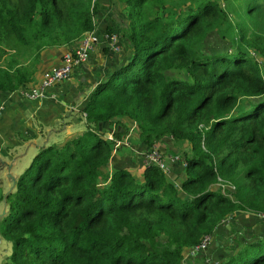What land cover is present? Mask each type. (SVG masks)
Returning a JSON list of instances; mask_svg holds the SVG:
<instances>
[{
    "label": "trees",
    "instance_id": "1",
    "mask_svg": "<svg viewBox=\"0 0 264 264\" xmlns=\"http://www.w3.org/2000/svg\"><path fill=\"white\" fill-rule=\"evenodd\" d=\"M119 1L125 49L83 108L85 130L41 147L5 195V264H184L185 249L226 219L264 213V77L256 58L264 60V0ZM97 6L0 0V92L31 80L43 48L72 52L94 29ZM225 23L234 49L205 51L202 42ZM124 119L137 143L186 142L179 186L155 164L139 179L108 169L122 145L101 135L99 123L120 124L118 138L129 130ZM228 231L218 264H264V233Z\"/></svg>",
    "mask_w": 264,
    "mask_h": 264
},
{
    "label": "crops",
    "instance_id": "2",
    "mask_svg": "<svg viewBox=\"0 0 264 264\" xmlns=\"http://www.w3.org/2000/svg\"><path fill=\"white\" fill-rule=\"evenodd\" d=\"M114 14L121 16L122 22L125 21L126 11L119 0H98L92 30L97 35L98 42L89 51L87 61L74 67L66 80L48 87L44 97L30 99L22 92L37 86L46 70L62 64V56L68 51L65 45L43 48L31 80L25 86L13 91L0 92V153L2 155H9V148L20 143L31 146L32 154L35 155L41 147L51 144L60 145L85 130L83 108L95 86L104 81L110 71L118 66L125 49L121 39L120 52H112L107 46V31L118 29L117 24L114 25L112 17ZM123 121L129 125V130L121 137L117 136L118 138L114 135L122 132L123 127L120 124L99 123L98 130L101 135L107 139L114 138L116 146L122 145L112 152L108 169L126 168L135 177L141 178L145 168L144 155L151 147L137 143L134 124L126 119ZM173 143L170 137H165L155 145L163 153L167 164L166 177L179 186L185 178L184 158L183 154H178L174 148L180 147L182 153L183 150H188V147L186 142L175 145ZM3 164H6V170L11 171L15 160ZM13 179L10 191L13 190ZM254 217L251 213H243L234 219H226L217 226L212 244L205 250L191 254L189 248L185 249L184 264H218L227 256L223 247L228 243L226 238L231 228L240 233L245 232L246 236L263 234L264 224L258 223L259 217L258 219Z\"/></svg>",
    "mask_w": 264,
    "mask_h": 264
},
{
    "label": "built area",
    "instance_id": "3",
    "mask_svg": "<svg viewBox=\"0 0 264 264\" xmlns=\"http://www.w3.org/2000/svg\"><path fill=\"white\" fill-rule=\"evenodd\" d=\"M107 39V46L109 50L117 53L120 52L121 43L118 33L115 31L107 33ZM97 42L98 37L93 31H86L85 33H83L77 47H75L72 52L67 51L63 54L62 64L60 66L46 70L43 73V77L41 81L37 84V86L23 90L22 94L30 99L44 97L48 87L66 80L70 76L74 67L87 61L89 51L93 49ZM144 160L145 165L155 164L164 173L168 172L167 164L164 161L161 151L156 147V145H153V147L148 151L147 156L144 158ZM183 165L185 166L184 161ZM220 185L223 190L225 187L228 190L234 189V187L228 183H221ZM257 217L264 219V213H257ZM212 240V234L205 235L197 244L189 248L190 253L195 254L199 251L205 250L211 244Z\"/></svg>",
    "mask_w": 264,
    "mask_h": 264
},
{
    "label": "rangeland",
    "instance_id": "4",
    "mask_svg": "<svg viewBox=\"0 0 264 264\" xmlns=\"http://www.w3.org/2000/svg\"><path fill=\"white\" fill-rule=\"evenodd\" d=\"M197 1L199 0H196V2ZM217 1H219V3H224V0ZM230 16L231 22H233L234 24H238V20L232 14H230ZM112 17L114 25L117 24L118 27V29L116 28L114 30H116L115 32L120 35V25L122 28L125 21L122 22L123 18L121 19V16L119 15L116 16L114 14ZM200 46L207 52L223 51L224 49L233 50L235 44L233 42V36L228 30V23H225V25H223L220 29L211 31V33L207 36V38L202 42ZM256 58L260 61L259 64L261 66L262 74L264 77V60L259 55H256ZM173 145H175V143H173ZM174 149L178 151V154H182L180 147H175ZM32 152L33 148L31 146H26L23 143H20L17 146L9 148V155H2L0 153V218L3 211H6L5 195L10 191L12 179L17 178L29 165L32 157L34 156ZM147 153L148 151L144 155V158L147 156ZM13 160H15V164L11 168V171L6 170V164H3V162L8 163L9 161ZM224 190L227 191L228 189H226L225 187ZM251 215L252 217L255 216L258 219L256 214ZM10 253L11 243L4 240L0 235V264H5L9 261Z\"/></svg>",
    "mask_w": 264,
    "mask_h": 264
},
{
    "label": "water",
    "instance_id": "5",
    "mask_svg": "<svg viewBox=\"0 0 264 264\" xmlns=\"http://www.w3.org/2000/svg\"><path fill=\"white\" fill-rule=\"evenodd\" d=\"M14 183H15V179H13V185L12 187H14ZM5 213V210L3 211L2 215Z\"/></svg>",
    "mask_w": 264,
    "mask_h": 264
},
{
    "label": "clouds",
    "instance_id": "6",
    "mask_svg": "<svg viewBox=\"0 0 264 264\" xmlns=\"http://www.w3.org/2000/svg\"><path fill=\"white\" fill-rule=\"evenodd\" d=\"M119 35V34H118ZM120 38V37H119Z\"/></svg>",
    "mask_w": 264,
    "mask_h": 264
}]
</instances>
